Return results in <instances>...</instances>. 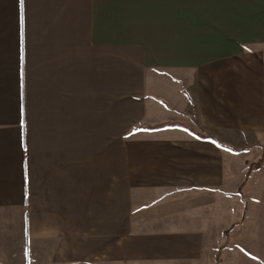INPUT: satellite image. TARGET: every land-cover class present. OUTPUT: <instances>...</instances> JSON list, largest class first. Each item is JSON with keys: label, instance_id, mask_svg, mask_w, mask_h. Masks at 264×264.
<instances>
[{"label": "crops", "instance_id": "obj_1", "mask_svg": "<svg viewBox=\"0 0 264 264\" xmlns=\"http://www.w3.org/2000/svg\"><path fill=\"white\" fill-rule=\"evenodd\" d=\"M219 254L264 264V0H0V264Z\"/></svg>", "mask_w": 264, "mask_h": 264}, {"label": "trees", "instance_id": "obj_2", "mask_svg": "<svg viewBox=\"0 0 264 264\" xmlns=\"http://www.w3.org/2000/svg\"><path fill=\"white\" fill-rule=\"evenodd\" d=\"M163 127H165V124H160V125L152 126L151 128H153V129H161ZM262 162H263V160H260L256 164H251V166H250L249 169L252 170L254 167L257 168L258 166H260V164ZM220 262H221V260H220V254H219L218 257H217V263L220 264Z\"/></svg>", "mask_w": 264, "mask_h": 264}, {"label": "snow or ice", "instance_id": "obj_3", "mask_svg": "<svg viewBox=\"0 0 264 264\" xmlns=\"http://www.w3.org/2000/svg\"><path fill=\"white\" fill-rule=\"evenodd\" d=\"M24 0H20L21 7L23 6Z\"/></svg>", "mask_w": 264, "mask_h": 264}, {"label": "rangeland", "instance_id": "obj_4", "mask_svg": "<svg viewBox=\"0 0 264 264\" xmlns=\"http://www.w3.org/2000/svg\"><path fill=\"white\" fill-rule=\"evenodd\" d=\"M256 164V163H255Z\"/></svg>", "mask_w": 264, "mask_h": 264}]
</instances>
